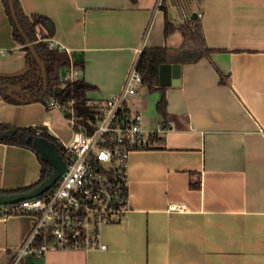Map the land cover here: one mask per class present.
Wrapping results in <instances>:
<instances>
[{
  "label": "crops",
  "instance_id": "0c3cea01",
  "mask_svg": "<svg viewBox=\"0 0 264 264\" xmlns=\"http://www.w3.org/2000/svg\"><path fill=\"white\" fill-rule=\"evenodd\" d=\"M18 2L25 15L49 19L50 40L71 60L60 79L93 84L88 98L97 104L120 89L136 51L167 47L176 53L183 37L164 35L165 12L176 25L188 16H177L167 3L157 8V0ZM191 12L201 13L212 51L196 62L168 63L180 65L176 85L172 73L163 86L158 76L164 117L156 108L161 90L142 84L127 99L128 108L142 113L145 129L162 122L172 128L159 134L156 148L130 154L129 210L101 227L106 249L50 250L17 264H264V0H202ZM28 67L0 0V76ZM57 110L38 102L8 104L0 96V123L45 126L67 143L71 131ZM40 168L31 149L0 142V190L35 183ZM172 203L185 210L169 211ZM5 208L0 264L9 263L32 223L31 216Z\"/></svg>",
  "mask_w": 264,
  "mask_h": 264
},
{
  "label": "built area",
  "instance_id": "2783aa9c",
  "mask_svg": "<svg viewBox=\"0 0 264 264\" xmlns=\"http://www.w3.org/2000/svg\"><path fill=\"white\" fill-rule=\"evenodd\" d=\"M165 1L157 0L156 7L161 8ZM46 41L50 48L63 50L50 38ZM141 50L136 51L120 89L98 104L97 113L87 124L77 122L71 103L62 106L53 99L47 102V108H67L70 113L65 119L71 139L62 143L66 171L40 196L6 206L9 214L32 217L28 234L13 250L8 264L50 250L106 249L100 240L101 227L121 221L129 210L130 154L155 148L159 134L172 128L171 123L162 122L156 129H145L142 113L126 106L127 99L142 85L136 69ZM168 210L179 212L185 207L172 203Z\"/></svg>",
  "mask_w": 264,
  "mask_h": 264
},
{
  "label": "trees",
  "instance_id": "16d2710c",
  "mask_svg": "<svg viewBox=\"0 0 264 264\" xmlns=\"http://www.w3.org/2000/svg\"><path fill=\"white\" fill-rule=\"evenodd\" d=\"M1 1L11 26L12 38L20 46V50L25 52V60L29 66L27 71L23 74L0 76V96L2 99L8 104L38 102L45 107L47 102L51 99L62 106H67L71 103V108L74 110L77 122L87 124V120L93 118V115L97 113L98 109V104L92 102V100L88 98V92L94 90L96 87L84 79H77L74 81L60 79V68L69 66L71 60L66 51L49 47L46 41L52 34L51 22L49 19L40 14L25 15L18 0H11L15 15L14 20L10 10L9 0ZM201 1L202 0H200V2ZM165 3H167V1H165ZM163 9L165 10V8ZM47 25H50V27ZM42 29H44L45 32H42ZM174 31L180 32L183 37V41L176 53H170L167 47H144L139 54L136 69L141 75L142 84L145 85L149 91L161 90L163 92L164 90L158 83L159 68L161 65L175 61L180 63L196 62L200 58L208 56L212 51L206 46L204 41L200 18L197 13H189L183 23L176 25L170 22L167 12H165L164 35L168 36ZM26 40L32 43L36 54L43 62L45 68L46 89L43 94L42 73L31 50L26 45ZM220 81L223 83V78H220ZM6 85L11 87L9 92ZM156 108L163 117L166 115V98L164 92ZM63 112L65 118L70 116L67 108H65ZM9 130H15V134L11 137L4 136ZM33 138H43L53 142L58 147L60 154L63 155L64 148L62 143L49 133L45 126L20 128L6 123H0L1 143L16 145L34 151L31 144L26 141L27 139ZM158 141L159 138L157 139V142ZM36 156L41 167L39 179L29 186L10 190H0V194L27 191L46 177L49 172V166L39 158L37 153Z\"/></svg>",
  "mask_w": 264,
  "mask_h": 264
},
{
  "label": "water",
  "instance_id": "95a60500",
  "mask_svg": "<svg viewBox=\"0 0 264 264\" xmlns=\"http://www.w3.org/2000/svg\"><path fill=\"white\" fill-rule=\"evenodd\" d=\"M9 6L12 13V16L15 20L14 9L12 1L9 0ZM18 25V24H17ZM50 27V25H47ZM27 47L31 50L40 70L42 73L43 79V92L46 89V73L43 62L39 59L36 54L32 43L26 40ZM180 65L179 64H163L159 68V83L160 85H167L168 73H172L173 80L170 81V84L176 85L178 83ZM8 92L11 90L9 85H6ZM15 134V130L7 131L4 136L11 137ZM27 143H30L34 151L38 154L39 158L49 166V172L46 177L38 182L33 188L24 191V192H14V193H4L0 194V207L8 206L11 204L18 203L20 201L31 199L37 196H40L48 189H50L54 184L64 175L66 171V163L60 154L58 147L51 141H48L43 138H33L27 139Z\"/></svg>",
  "mask_w": 264,
  "mask_h": 264
},
{
  "label": "rangeland",
  "instance_id": "374dc122",
  "mask_svg": "<svg viewBox=\"0 0 264 264\" xmlns=\"http://www.w3.org/2000/svg\"><path fill=\"white\" fill-rule=\"evenodd\" d=\"M167 4L170 5L169 8L172 9V11H174V13L177 14V16H183L184 13H191V11L195 10L196 7L198 8L200 0H166ZM66 69V66H63L60 68V70H62L61 72L64 73V70ZM92 99V98H91ZM60 112L59 116L57 114V112ZM57 112H52L53 116L55 117L54 120H58L57 115L59 116V119L64 120L65 121V116H64V112L61 110H57ZM66 129L67 126L65 125ZM69 127V126H68Z\"/></svg>",
  "mask_w": 264,
  "mask_h": 264
}]
</instances>
